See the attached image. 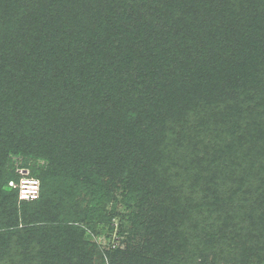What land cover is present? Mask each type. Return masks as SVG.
<instances>
[{"label":"trees","instance_id":"obj_1","mask_svg":"<svg viewBox=\"0 0 264 264\" xmlns=\"http://www.w3.org/2000/svg\"><path fill=\"white\" fill-rule=\"evenodd\" d=\"M252 165L264 0H0V264H264Z\"/></svg>","mask_w":264,"mask_h":264},{"label":"rangeland","instance_id":"obj_2","mask_svg":"<svg viewBox=\"0 0 264 264\" xmlns=\"http://www.w3.org/2000/svg\"><path fill=\"white\" fill-rule=\"evenodd\" d=\"M16 161H20V156H16L14 158V162H16ZM250 165L251 164H248L247 166L249 167ZM256 166H253L252 165L250 168H253L254 170L251 169V171L250 172L248 171L247 174H243L244 176H242V177H243V180L245 181V183L243 182V184H240V185L237 186V189L242 188L243 186H246L248 188H252L254 190V192H255V195L256 196L259 195V203L260 204H259V206H257L258 207V210L251 211L249 209V206H247V211L248 212H251L252 214L249 213V214H246L245 216H247L250 219H252L251 217L254 218L256 216L261 217V218H264V189H263L264 186H263V184L260 185L259 182H258L259 180L256 179L257 176H258V170H257V167ZM18 173L21 176L20 178H22L23 176H26L28 172L26 170L25 171L24 170H19ZM10 182H12V181H10ZM18 183H15L14 182L15 185H17ZM8 188H10V187L7 185L4 188L5 191H10ZM11 189H13V188H11ZM109 207H111V209H112V206L111 205H109ZM112 225H114V230H113L112 233H109L108 231H106V229H107V226H106L105 229H104L106 231L105 233H104V231H102L100 233V235L96 237V239H95V237L93 235L91 236L92 241H95L96 244L98 245V247H99L98 251L99 252L100 251L101 252H104L105 250L108 249V247H113V246L118 245L117 242H116V240H117V238H116L117 237L116 236L117 229L116 228L118 226V219L117 218H114L112 220ZM122 247H123V244H122ZM220 264H224V263L221 262Z\"/></svg>","mask_w":264,"mask_h":264},{"label":"built area","instance_id":"obj_3","mask_svg":"<svg viewBox=\"0 0 264 264\" xmlns=\"http://www.w3.org/2000/svg\"><path fill=\"white\" fill-rule=\"evenodd\" d=\"M8 186L18 189L19 200L32 201L38 198L39 182L36 179L23 176L17 185L14 182H9Z\"/></svg>","mask_w":264,"mask_h":264}]
</instances>
